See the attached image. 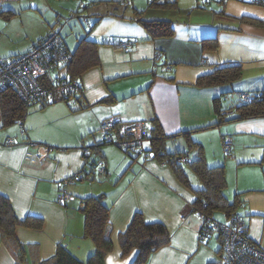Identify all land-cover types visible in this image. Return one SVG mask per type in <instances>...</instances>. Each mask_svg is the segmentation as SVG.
<instances>
[{"label":"crops","instance_id":"0c3cea01","mask_svg":"<svg viewBox=\"0 0 264 264\" xmlns=\"http://www.w3.org/2000/svg\"><path fill=\"white\" fill-rule=\"evenodd\" d=\"M174 2L157 6L147 0L146 6H140L133 0H89L82 8L88 9L89 17L84 18L92 27L75 34L73 48L63 39L73 51L80 38L97 43L98 64L81 73L80 98L69 100L73 108L83 107L73 112L63 100L43 107L39 103L29 108L22 125L10 126H3L0 112V194L9 199L19 219L31 216L43 222L40 229L15 228L17 240L27 246L29 264L53 256L59 243L85 264L94 243L82 237L83 217L75 200L95 195L92 192H103L109 207L107 233L113 249L105 255L104 264H130L134 259L136 249L121 254L118 235L137 211L147 222L162 223L170 234L169 243L152 252L143 264L217 263L220 241L215 235L199 239L202 219L193 211L195 195L168 165L139 154L132 165L126 166L127 159L122 164V159V166L111 171L107 150L101 148L106 143L101 144L97 133L101 134L102 121L112 117L141 120L147 125L157 119L167 135L189 130L191 140L201 144L207 165H223L224 170L226 164L234 165L238 177L233 195L240 202L237 213L246 221L250 238L264 249V118L208 126L216 118L212 99L221 89L196 85L200 76L233 64L242 68L236 83L240 92L264 90V25L240 19L264 22V0H209L194 5ZM32 4L33 0H0L3 26L8 28L19 15V5H25L22 10ZM137 13L144 20H168L173 34L149 38ZM52 28L48 24L35 35L26 33L29 39L19 49L9 52L0 46V58L26 51ZM6 30L0 27V36ZM125 40L130 43L126 49L119 45ZM166 76L173 81H167ZM224 137L231 138L228 159L220 155ZM95 144H100L105 160L104 172L97 177L106 175V179L98 186L78 179L67 187L73 199L57 203L58 182L80 176L83 148ZM46 145L48 151L41 147ZM166 146L170 151L186 150V141L179 135L168 139ZM186 154L193 158L192 150ZM187 169L193 172L188 164ZM225 177L228 183L226 172ZM0 264H15L1 236Z\"/></svg>","mask_w":264,"mask_h":264},{"label":"trees","instance_id":"16d2710c","mask_svg":"<svg viewBox=\"0 0 264 264\" xmlns=\"http://www.w3.org/2000/svg\"><path fill=\"white\" fill-rule=\"evenodd\" d=\"M127 1L128 0H123V3H128ZM258 1L263 2V0ZM203 2L208 3L209 0H203ZM148 4L168 6V4H175V2L174 0H165V2L149 0ZM221 12L222 11H220V13ZM139 14L140 13H137L135 16H139L138 20L147 30L149 38L168 37L173 34L168 20H144L141 19ZM240 19L248 21L249 23L264 25L263 21L255 20L250 17H242ZM91 27L92 24L90 23L89 29ZM96 45L97 43L95 41L86 37L79 39L74 51L70 50L65 44L66 50L70 53V59L68 58L62 66L52 74V77L60 81L64 80L65 84H67V82L75 83L76 88L62 91V89L57 87L59 84L56 85L54 81L52 84V82L50 83L49 81L46 87L52 90L54 96L45 102H41L40 104L37 103L40 107L60 100L65 101L73 112L83 107L80 105L79 108L75 109L69 104V100L75 98L78 100L80 98L81 85L78 81L81 73L98 64ZM159 54L160 52L156 57H158ZM241 76L242 68L240 65H225L214 69L208 74L200 76L196 81V85L204 88L219 87L237 82L240 80ZM165 78L167 81H173L171 76H166ZM54 91H57V94H54ZM220 92L218 96L212 99V106L216 118L215 121L208 126L220 125L229 121L236 122L246 119L264 118L263 89L251 91L250 94H248L247 100L240 98V94L243 93L240 92L237 98L238 101L226 107H223L222 101L226 98V93L228 91L223 89V91L221 90ZM31 104L32 103H27L21 99L16 93V90L10 85L0 89V112L3 126H10L15 123L22 125ZM227 110H230L231 114H229V116ZM146 126L147 133L141 152L134 149V147L127 150L121 147L119 148L127 153L131 159H135L136 156L140 154L145 156L144 159L149 158L161 164L168 165L178 177L179 181L194 193L193 211L198 215L201 213L205 218L210 217L214 220H222L216 218L215 213H220L224 219L237 213V208L240 203L238 197H236L237 195H235L232 200H229L224 195L223 189L226 185L224 166L207 165L201 144L191 140L189 130H183L175 133V135H167L163 132L157 119H152L151 124H146ZM111 135L113 138L117 136L116 132H112ZM179 135L185 138L186 150H168L166 146L167 140L171 138L174 139ZM103 142L113 143L114 141L107 142L103 138ZM145 144H147V146H145ZM99 145L95 144L91 145L89 148H83L84 162L80 176H73L77 180L85 178L95 179L97 175L96 167L105 163L104 156L100 154ZM190 150H192L193 153L192 159H189L186 154L188 151L190 152ZM230 150L231 146L229 152ZM130 151L134 152V155H131ZM228 154L229 153L226 155ZM183 155H186V159L181 160V156ZM186 164L193 170L195 176L198 177L199 183L196 185L197 187L191 186L192 183L185 170ZM262 191L264 192V187ZM103 199V194L78 197V210L83 217L82 237L88 238L94 243V250L88 256L85 264H104L105 255L113 249L112 241L109 233H107L110 226L108 215L109 207L105 204ZM42 223L41 218L31 216L19 219L14 214L9 199L0 194V236L4 244L11 251L15 259V264H29L27 246L17 240L15 235L16 226L23 225L40 229ZM169 241L170 234L166 227L160 222L145 221L143 214L139 211L133 214L126 229L118 235V242L122 255L129 254L133 249L137 250L130 264H143L152 252L167 245ZM34 264H82V261L74 256L64 244L59 243L53 256L45 260H38Z\"/></svg>","mask_w":264,"mask_h":264},{"label":"built area","instance_id":"2783aa9c","mask_svg":"<svg viewBox=\"0 0 264 264\" xmlns=\"http://www.w3.org/2000/svg\"><path fill=\"white\" fill-rule=\"evenodd\" d=\"M129 44V41L126 40L119 43L120 47L124 49ZM68 58L70 59V53L65 48L62 36L52 28L48 34L26 51L10 59L0 58V89L7 85L12 86L20 98L27 103H41L51 99L54 96L53 92L46 87L49 81L52 84L53 81L56 85L59 84L57 87L62 91L73 90L76 88L75 83L67 82L65 84L64 80L60 81L52 77V74ZM240 98L247 100L248 94L243 92L240 94ZM98 131L107 142L114 141L113 144L118 148L127 150L134 147L141 152L147 126L141 120L125 122L117 117H112L102 121ZM112 132H116L115 138L111 135ZM8 143H12V140L9 139ZM222 145L224 153H229L231 138H223ZM41 147L46 151L50 148L47 145ZM96 171L99 174L104 172L102 164L96 167ZM76 180L71 176L58 182V191L55 197L57 203L64 204L73 199L72 194L67 191V187ZM199 216L203 219L198 233L199 239L215 235L220 241L216 264H264V249L250 238L248 225L239 213H234L223 221L210 217L205 218L201 213Z\"/></svg>","mask_w":264,"mask_h":264},{"label":"rangeland","instance_id":"374dc122","mask_svg":"<svg viewBox=\"0 0 264 264\" xmlns=\"http://www.w3.org/2000/svg\"><path fill=\"white\" fill-rule=\"evenodd\" d=\"M89 0H33V4L27 6V8L20 10L22 7H25V5H19L17 7V12L19 15H17L16 18H13L12 21L7 25L9 28H5L3 25L5 24L4 21H0V27H3V29H7L4 34H1L0 36V46L6 50L9 51V49H19L24 44L25 41L29 39V37H25L26 33L35 35L37 34V31L39 29H43V27L47 28L48 24H51L55 30L59 32V34L63 37V39L67 42V45L69 48H73L74 44L76 42L77 35H75L78 32L86 31V29H89V24L91 22H87L84 17L88 16V9H83L82 6H85ZM128 0L127 2H129ZM134 3L140 4V6H143L147 4V0H133ZM149 1V0H148ZM180 2H187L188 4H195V2L204 4L203 0H179ZM251 1V0H250ZM213 2V1H212ZM210 2L209 4H211ZM208 4V5H209ZM21 6V7H20ZM80 8V10H77L76 12L74 10L75 8ZM79 15V16H78ZM89 17V16H88ZM81 31H78V30ZM27 38V39H26ZM14 50L11 55H14ZM17 54V53H16ZM16 56V55H15ZM1 58H10V54L3 56ZM78 83H80L78 81ZM237 82L231 83V84H225L224 86L217 87L218 89L227 90L226 98L222 101L223 107H226L227 105L237 102L238 94L240 93V89L238 88ZM226 92V91H224ZM54 94H57V91H54ZM37 105V103H32L30 107ZM126 134V133H125ZM97 135L101 137V143L103 142V136L101 134ZM129 135V134H126ZM121 146V145H119ZM222 141H221V154L222 157L226 156V159H228L229 155H226L223 151L222 147ZM101 148H104V150H107L106 159L110 162L111 171L117 170L122 164H126L127 159V165L130 166L133 160L126 155L123 150L118 149L117 145L113 143H106L101 146ZM135 149V148H134ZM119 151V152H118ZM131 155H134V152L130 151ZM126 157H125V156ZM186 158V155L181 156V160ZM124 159V162L121 164V160ZM232 165V164H231ZM125 166V167H126ZM120 169H118L119 172ZM225 172L227 175L228 183L226 182V185L223 189L224 195L229 199L232 200L233 195V186L236 179V175L238 177L237 170L235 169V166H230L229 164L225 166ZM117 174V173H116ZM187 175L189 176V179L191 181V186L197 187L198 185V177L194 175V173L187 169ZM106 175L103 176H95V179H83L89 181L90 184L98 186L100 185L101 181L105 178ZM127 179L129 176L124 175ZM116 175L114 176V178ZM124 178V179H125ZM188 188V187H187ZM95 195H100L102 193H94ZM104 202L106 204V199L104 197ZM75 202L78 204L79 200L76 199ZM216 218L223 219L222 215L220 213H215ZM223 221V220H221ZM214 244H216L215 241Z\"/></svg>","mask_w":264,"mask_h":264},{"label":"bare ground","instance_id":"6f19581e","mask_svg":"<svg viewBox=\"0 0 264 264\" xmlns=\"http://www.w3.org/2000/svg\"><path fill=\"white\" fill-rule=\"evenodd\" d=\"M230 153V152H229Z\"/></svg>","mask_w":264,"mask_h":264}]
</instances>
